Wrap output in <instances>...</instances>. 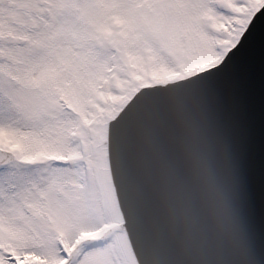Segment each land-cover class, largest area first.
Returning <instances> with one entry per match:
<instances>
[{"label":"snow or ice","instance_id":"obj_1","mask_svg":"<svg viewBox=\"0 0 264 264\" xmlns=\"http://www.w3.org/2000/svg\"><path fill=\"white\" fill-rule=\"evenodd\" d=\"M262 10L0 0V264H138L128 157L168 104L205 119L264 236Z\"/></svg>","mask_w":264,"mask_h":264},{"label":"water","instance_id":"obj_2","mask_svg":"<svg viewBox=\"0 0 264 264\" xmlns=\"http://www.w3.org/2000/svg\"><path fill=\"white\" fill-rule=\"evenodd\" d=\"M149 138L136 133L128 157L142 216L143 247L134 245L139 264H264V236L244 208L227 152L219 146L221 192L234 223L226 247L205 224L195 159L163 135L149 149Z\"/></svg>","mask_w":264,"mask_h":264},{"label":"clouds","instance_id":"obj_3","mask_svg":"<svg viewBox=\"0 0 264 264\" xmlns=\"http://www.w3.org/2000/svg\"><path fill=\"white\" fill-rule=\"evenodd\" d=\"M158 135L178 142L186 155L195 159V177L198 192L206 208L204 216L207 228L227 247L231 244L234 223L227 201L222 195L219 179L221 153L209 133L205 119L195 109L178 111L168 104L161 120L146 143L151 148Z\"/></svg>","mask_w":264,"mask_h":264}]
</instances>
